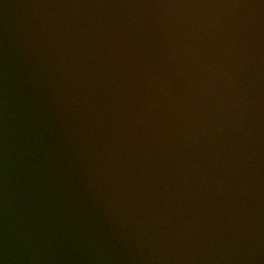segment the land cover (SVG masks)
<instances>
[{
	"label": "clouds",
	"instance_id": "1",
	"mask_svg": "<svg viewBox=\"0 0 264 264\" xmlns=\"http://www.w3.org/2000/svg\"><path fill=\"white\" fill-rule=\"evenodd\" d=\"M0 264H264V0H0Z\"/></svg>",
	"mask_w": 264,
	"mask_h": 264
}]
</instances>
